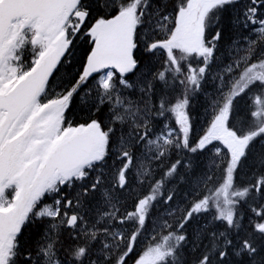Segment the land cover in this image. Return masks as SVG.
Here are the masks:
<instances>
[{"label":"snow or ice","instance_id":"1","mask_svg":"<svg viewBox=\"0 0 264 264\" xmlns=\"http://www.w3.org/2000/svg\"><path fill=\"white\" fill-rule=\"evenodd\" d=\"M0 264H264V0H0Z\"/></svg>","mask_w":264,"mask_h":264}]
</instances>
